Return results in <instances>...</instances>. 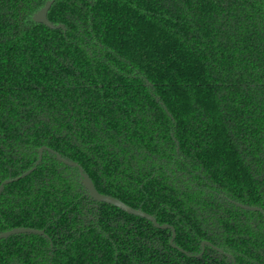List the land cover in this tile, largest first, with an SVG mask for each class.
<instances>
[{"label":"trees","instance_id":"16d2710c","mask_svg":"<svg viewBox=\"0 0 264 264\" xmlns=\"http://www.w3.org/2000/svg\"><path fill=\"white\" fill-rule=\"evenodd\" d=\"M47 1L0 0V186L51 149L186 253L45 150L0 264H264V0Z\"/></svg>","mask_w":264,"mask_h":264},{"label":"water","instance_id":"95a60500","mask_svg":"<svg viewBox=\"0 0 264 264\" xmlns=\"http://www.w3.org/2000/svg\"><path fill=\"white\" fill-rule=\"evenodd\" d=\"M56 1L57 0H48L45 3L44 7H42L33 16V21L35 23H37V24L45 25L46 27H48L49 29H52V30L65 29V26L64 25H62V24L55 25L48 18L49 12H50L51 8L53 7V5L56 3ZM45 150L54 153L55 156H56V158L60 162L66 164V165H68L70 167L76 168L78 170L81 183L83 184V186L85 187V189L88 191V193L92 197V199H94L95 201L100 202V203H106V204H109V205H113V206L121 209L122 211H124V212H126L128 214H131V215H134V216H137V217L144 218V219L152 222L154 224V226L156 228H158V229H164V230L170 229L172 231V239H171L170 243H171V245L174 248H177L175 246V243H174L175 242V238H176V231H175L174 227L169 226V225H160L158 223V221L156 220L155 217H153V216H151V215H149V214H147V213H145V212H143L141 210H137V209L131 208L128 205H126L125 203H123L122 201H120L119 199H116L114 197H110V196H106V195L100 194L98 192V190L96 189V186H95L93 180L90 178V176L84 171V169L80 165H78L75 162H71V161L64 160L63 157L59 153H57L55 151H52L51 149H48V148H42V149H40L39 159H38L36 165L31 170H29L28 172H26L24 175H22L19 178H16L14 180L5 181L0 186V194L2 193V191L4 190V188H5V186L7 184H10V183H12L14 181H18L21 178H25L26 176H28L32 172H34L36 170V168L42 162V160H43V154H44V151ZM236 205L238 207H240L242 209H245V210H248V211H260V209L259 208H256V207H249V206L241 205V204H238V203H236ZM26 233L37 234V235H41V236L45 235V232L44 231H39V230H34V229H28V228H18V229H14V230L7 231V232H4V233L0 234V241L3 240V239L10 238V237L15 236V235L26 234ZM206 246L212 247L216 251L220 252L221 254H224V251L222 249H219V248L214 247L209 242H203V244H202L203 251L205 250V247ZM177 249H179L183 253H186L184 250H182L180 248H177Z\"/></svg>","mask_w":264,"mask_h":264}]
</instances>
